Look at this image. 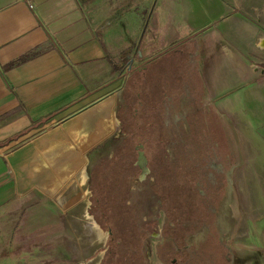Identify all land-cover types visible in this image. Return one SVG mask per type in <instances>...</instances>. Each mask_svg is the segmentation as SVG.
I'll return each instance as SVG.
<instances>
[{"label": "rangeland", "instance_id": "rangeland-1", "mask_svg": "<svg viewBox=\"0 0 264 264\" xmlns=\"http://www.w3.org/2000/svg\"><path fill=\"white\" fill-rule=\"evenodd\" d=\"M188 2L213 8L221 2L243 31L247 24L253 28L254 47L264 36V0ZM156 3L162 6L166 0ZM220 28L219 11L185 22L176 29V39L192 40L169 51L175 46L167 43L171 29L157 30L151 22L144 23L140 48L159 54L156 61L141 67L135 47L129 48L134 58L131 71L126 80L117 81L124 86L118 97V122L102 129L98 143L82 149L86 151L82 167L88 175L85 186L71 188L75 174L56 196L44 188L30 190L24 207L18 205L10 217L0 216V259L8 258L9 264H174L173 260L186 264V253L175 252L171 239L183 246L181 224L192 210L195 217L199 190L207 189L196 186V167L219 143L217 165L229 176L222 196L230 201L228 233L222 238L224 247L206 239L212 246L207 257L201 255V263L193 253L195 260L192 256L189 264H264V113L223 116L214 107H194L189 100L165 102L184 85L189 54L196 48L203 52L194 63L198 69L211 55L210 45L219 42ZM164 48L169 49L162 52ZM253 52L259 59L264 57L258 48ZM227 151L230 159L225 157ZM139 152L147 159V176L138 167ZM210 210L205 207L202 216L220 242ZM84 213L107 235L105 242L82 238Z\"/></svg>", "mask_w": 264, "mask_h": 264}, {"label": "crops", "instance_id": "crops-1", "mask_svg": "<svg viewBox=\"0 0 264 264\" xmlns=\"http://www.w3.org/2000/svg\"><path fill=\"white\" fill-rule=\"evenodd\" d=\"M155 1L0 0V216L24 207L30 190L56 196L78 178L84 146L98 143L102 129L118 122L124 86L117 81L131 71L129 48L135 47L141 67L156 61L159 53L140 48L146 21L171 29L172 51L192 40L178 41L177 28L219 11V42L198 69L203 52L189 54L187 79L165 102L189 100L223 116L264 113V57L253 52L264 51V36L254 47L253 28L247 24L243 31L221 2L213 8Z\"/></svg>", "mask_w": 264, "mask_h": 264}, {"label": "flooded vegetation", "instance_id": "flooded-vegetation-1", "mask_svg": "<svg viewBox=\"0 0 264 264\" xmlns=\"http://www.w3.org/2000/svg\"><path fill=\"white\" fill-rule=\"evenodd\" d=\"M195 130L198 131L197 128ZM187 133H192V130L188 131ZM219 146L220 144L216 143L211 155L206 153L207 155L204 163L201 165L198 164L196 167V186L201 188L206 185L207 189L204 191L199 190V197L201 198L200 203L196 204L195 207L191 205L190 211L193 209V207L195 208V217H193L192 210V218L189 217L187 221L181 224L180 231L184 233L183 246L179 247L178 244L175 245V240L173 238L171 239L172 247L175 252L183 251V253H186V264H189L191 260L194 259L193 253H197L196 255L200 257L198 261L202 263L201 255H205L206 258V252L212 248L211 244L209 243L210 240H212L214 243H217L218 246L224 247L222 238L228 233V231H226V227L228 225L227 223L229 216L227 212L230 201H224L222 196L224 192L225 181L228 182L229 176L226 171H223L221 164L217 165V160L219 157L216 152V147L218 148ZM141 148L143 149V146H141ZM225 157L228 159L231 158L229 151H227ZM138 167L141 169V174H143V176H147L149 174V170L146 173L140 167V163H138ZM205 207L210 208L212 216L216 218V229L219 231L220 242L216 241L215 235L212 234L213 231H211V227L207 224L206 219L202 216V210L205 209ZM206 239H210L209 242H207ZM192 256L193 258H191ZM213 257L214 256H209L211 259ZM173 263L176 264L175 260H173ZM212 263L216 262L212 260ZM206 264H208V261Z\"/></svg>", "mask_w": 264, "mask_h": 264}, {"label": "bare ground", "instance_id": "bare-ground-1", "mask_svg": "<svg viewBox=\"0 0 264 264\" xmlns=\"http://www.w3.org/2000/svg\"><path fill=\"white\" fill-rule=\"evenodd\" d=\"M107 125L110 128H113L115 126V123L107 124ZM78 175L79 176H78L77 180L75 181V183H73L72 187H74V188L78 187V188L82 189L85 186V183L88 181V175H86V169L85 170L82 169L81 172L78 173ZM87 203H88V200H87ZM82 220H83L82 222H83V225H84L83 235H85V236L82 235V238L84 240H86V242L90 241V240H94V238L96 239L94 241H97V242H101V241L105 242L106 241L107 235L102 230H100V228L97 226V224L89 216V213H84Z\"/></svg>", "mask_w": 264, "mask_h": 264}, {"label": "water", "instance_id": "water-1", "mask_svg": "<svg viewBox=\"0 0 264 264\" xmlns=\"http://www.w3.org/2000/svg\"><path fill=\"white\" fill-rule=\"evenodd\" d=\"M139 163H140V167L147 173V171H148V168L146 167L147 159H145L143 152L139 153Z\"/></svg>", "mask_w": 264, "mask_h": 264}, {"label": "trees", "instance_id": "trees-1", "mask_svg": "<svg viewBox=\"0 0 264 264\" xmlns=\"http://www.w3.org/2000/svg\"><path fill=\"white\" fill-rule=\"evenodd\" d=\"M100 161H103V158H100ZM98 163H99V161H98Z\"/></svg>", "mask_w": 264, "mask_h": 264}]
</instances>
